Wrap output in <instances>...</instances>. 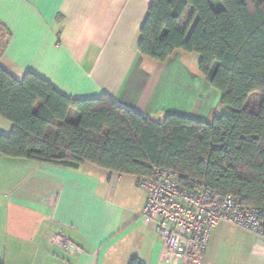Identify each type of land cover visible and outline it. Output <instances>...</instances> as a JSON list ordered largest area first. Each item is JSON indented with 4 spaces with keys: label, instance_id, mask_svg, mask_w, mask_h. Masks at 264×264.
Segmentation results:
<instances>
[{
    "label": "crops",
    "instance_id": "0c3cea01",
    "mask_svg": "<svg viewBox=\"0 0 264 264\" xmlns=\"http://www.w3.org/2000/svg\"><path fill=\"white\" fill-rule=\"evenodd\" d=\"M150 2L0 0V67L19 81L35 73L76 99L107 94L156 122L169 113L200 121L229 114L199 72L198 54L176 50L157 62L137 51ZM11 131L0 117V134ZM136 181L88 163L70 168L0 154V261L160 264L162 246L140 217L145 192ZM59 231L79 250L51 244ZM203 264H264V236L220 223Z\"/></svg>",
    "mask_w": 264,
    "mask_h": 264
},
{
    "label": "trees",
    "instance_id": "16d2710c",
    "mask_svg": "<svg viewBox=\"0 0 264 264\" xmlns=\"http://www.w3.org/2000/svg\"><path fill=\"white\" fill-rule=\"evenodd\" d=\"M211 1L151 0L136 49L157 62L176 50L198 54L199 72L229 114L200 121L169 113L156 122L107 94L76 99L35 73L19 81L0 67V117L12 124L10 135L0 134V154L70 168L88 163L136 179L165 167L264 219V0H220L217 8ZM254 92L259 103L248 101Z\"/></svg>",
    "mask_w": 264,
    "mask_h": 264
},
{
    "label": "built area",
    "instance_id": "2783aa9c",
    "mask_svg": "<svg viewBox=\"0 0 264 264\" xmlns=\"http://www.w3.org/2000/svg\"><path fill=\"white\" fill-rule=\"evenodd\" d=\"M136 184L145 192L140 217L153 224L162 246L160 264H203L210 233L220 223L264 236V219L255 209L203 181L156 167ZM50 242L69 254L79 250L62 231Z\"/></svg>",
    "mask_w": 264,
    "mask_h": 264
},
{
    "label": "rangeland",
    "instance_id": "374dc122",
    "mask_svg": "<svg viewBox=\"0 0 264 264\" xmlns=\"http://www.w3.org/2000/svg\"><path fill=\"white\" fill-rule=\"evenodd\" d=\"M212 1H213V2H212ZM212 1H211V5L214 6V8H217V6L222 7V3H221L220 0H212ZM189 14H190V11L188 10V11L185 13V15H184V17H183V19H182V21H181V24H180L181 27H183V26L185 25L186 20H187ZM260 99H261V94L258 93V92H254V93H251V94H250V96H249V98H248V101H249L250 103H259V102H260ZM135 189H136L137 192L140 191L138 188H135ZM50 243H51V242H50Z\"/></svg>",
    "mask_w": 264,
    "mask_h": 264
}]
</instances>
